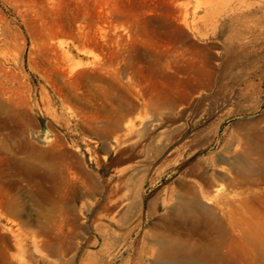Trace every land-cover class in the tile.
<instances>
[{"label":"rangeland","instance_id":"1","mask_svg":"<svg viewBox=\"0 0 264 264\" xmlns=\"http://www.w3.org/2000/svg\"><path fill=\"white\" fill-rule=\"evenodd\" d=\"M200 172L219 230L180 215ZM175 238L264 264V0H0V264H154Z\"/></svg>","mask_w":264,"mask_h":264},{"label":"bare ground","instance_id":"2","mask_svg":"<svg viewBox=\"0 0 264 264\" xmlns=\"http://www.w3.org/2000/svg\"><path fill=\"white\" fill-rule=\"evenodd\" d=\"M234 110V109H233ZM236 113V112H235ZM226 118L230 117L231 115H233V111L230 109L229 111H227V113L225 114ZM237 115V114H236ZM234 116V115H233ZM202 117V116H201ZM225 121L223 119V117H219L218 119H216V121H214L211 125H213V127L215 128V135H217L218 130H220V126L222 124V122ZM154 124V123H153ZM152 124V125H153ZM157 124V123H156ZM155 126V124H154ZM146 127V125H145ZM145 127L142 128V132L143 129H146ZM152 128V127H151ZM184 130V129H183ZM182 131V130H181ZM213 132V130H212ZM168 133V132H167ZM167 133H163L164 136H167L165 134ZM143 134V133H142ZM162 133L160 132V135ZM159 135V133H158ZM162 135V136H163ZM169 136V135H168ZM185 136V135H184ZM183 137V133L179 132L176 136V138H172L170 140H166L167 142L165 143V145L161 146L162 150L165 151L167 149H171L172 146L174 145L175 141H177L176 139ZM157 138V137H156ZM162 138V137H161ZM159 139V138H158ZM168 139V138H166ZM186 139V138H185ZM183 140V139H182ZM161 141V140H160ZM187 141V140H186ZM158 142V140H157ZM178 142V141H177ZM185 143V142H184ZM187 143V142H186ZM190 145V144H189ZM178 146V145H177ZM180 147V145H179ZM182 147V146H181ZM184 147V146H183ZM159 148V147H158ZM178 148V147H177ZM192 148V146H191ZM185 149V147H184ZM193 149V148H192ZM195 149V148H194ZM198 149V148H197ZM174 150V149H173ZM161 151V150H160ZM177 152V150H176ZM179 152V151H178ZM171 153V152H170ZM194 153V152H193ZM249 159V158H247ZM252 162V161H251ZM214 166V165H213ZM213 168V167H212ZM202 170V169H200ZM206 170V169H205ZM214 173V172H213ZM196 176V175H195ZM195 185L196 188L192 191H188V197L183 198L185 200V203L183 204V208H181L180 210V215L185 219V222L187 224H191L195 227H199V226H205L207 229L210 230H219L222 228V222H219L218 218H217V214H216V208L215 209H211L208 208V204L211 202L212 197L215 196V193H218L216 190L212 189V183L210 181V178L208 175H206L205 172H200L197 174V179L195 180ZM188 187V186H187ZM217 195V194H216ZM207 200V207L204 206L202 204V202ZM90 204V203H89ZM119 205V204H118ZM206 205V204H205ZM176 209V208H175ZM178 211V210H177ZM114 217V216H113ZM183 221V220H182ZM125 225V224H124ZM127 225V224H126ZM140 225V224H139ZM104 226V225H103ZM123 226V225H122ZM105 227V226H104ZM103 227V228H104ZM132 227V226H130ZM135 227V226H134ZM107 228V227H106ZM255 228V227H254ZM103 231V230H102ZM106 231V230H105ZM112 231V230H110ZM136 231V230H135ZM230 234H231V241L232 243L235 242V239L233 238V233H234V229L233 227L230 226L229 228ZM254 238H258V240H260V234L259 231L257 229L254 230ZM127 233V232H126ZM115 234V233H114ZM147 233H145L146 235ZM105 235V234H104ZM127 235V234H126ZM125 235V236H126ZM133 235V234H132ZM136 235V234H135ZM144 235V237H145ZM148 235V234H147ZM110 236V235H109ZM117 236V235H115ZM134 236V235H133ZM152 236V235H151ZM128 237H130V233L128 235ZM143 237V238H144ZM153 237V236H152ZM103 238V237H102ZM107 239V238H106ZM108 240V239H107ZM130 240V239H129ZM105 241V240H104ZM95 242V241H94ZM103 242V241H102ZM149 242V240H148ZM264 242V241H263ZM261 242V243H263ZM122 247L128 248L129 246V242L127 237H125L122 241ZM134 243V242H133ZM161 246V250L157 251L152 248L147 249L146 251H144V255L146 254L148 257H151L152 260L155 261L154 264H200V261L195 259L194 257H192L189 253L188 250H186L181 243V240H179L178 238H175L173 240H162L160 243ZM81 245V244H80ZM144 246V245H142ZM102 247V246H101ZM145 247V246H144ZM108 249V248H107ZM115 249V248H114ZM143 249V248H142ZM145 249V248H144ZM115 251V250H113ZM112 251V252H113ZM131 252V251H130ZM133 252V251H132ZM106 253V252H105ZM104 253V254H105ZM141 253V252H140ZM143 254V253H142ZM122 255V252H116V253H110L109 254V260H107L108 262L106 264H110L112 261V259H116L118 257H120ZM113 256V257H112ZM112 257V258H111ZM121 258V257H120ZM119 259V258H118ZM106 260V259H105ZM105 260L103 263H105ZM151 260V259H150ZM152 263V262H151ZM113 264V263H112Z\"/></svg>","mask_w":264,"mask_h":264}]
</instances>
